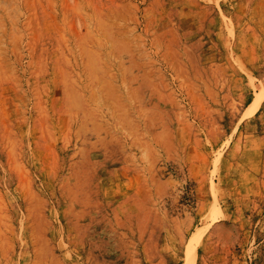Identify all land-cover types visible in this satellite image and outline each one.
<instances>
[{
  "label": "rangeland",
  "instance_id": "obj_1",
  "mask_svg": "<svg viewBox=\"0 0 264 264\" xmlns=\"http://www.w3.org/2000/svg\"><path fill=\"white\" fill-rule=\"evenodd\" d=\"M0 264H264V0H0Z\"/></svg>",
  "mask_w": 264,
  "mask_h": 264
}]
</instances>
